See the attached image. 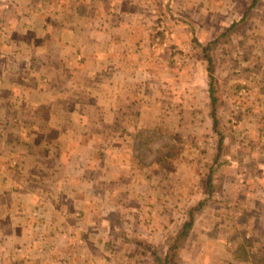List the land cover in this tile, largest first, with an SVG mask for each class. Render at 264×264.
I'll return each instance as SVG.
<instances>
[{
    "label": "crops",
    "instance_id": "crops-1",
    "mask_svg": "<svg viewBox=\"0 0 264 264\" xmlns=\"http://www.w3.org/2000/svg\"><path fill=\"white\" fill-rule=\"evenodd\" d=\"M243 1L0 0V264H155L167 252L168 175L137 147L151 129L202 122L184 117L183 81L207 64L202 47L249 20L232 49L261 64L246 78L264 113V0L245 20ZM232 123L246 130L230 137L239 164L196 214L180 264H264V115Z\"/></svg>",
    "mask_w": 264,
    "mask_h": 264
},
{
    "label": "rangeland",
    "instance_id": "rangeland-1",
    "mask_svg": "<svg viewBox=\"0 0 264 264\" xmlns=\"http://www.w3.org/2000/svg\"><path fill=\"white\" fill-rule=\"evenodd\" d=\"M261 4H263L264 11V2H261ZM243 5L247 8L250 5V0L243 1ZM257 9L258 7L254 9L251 18L255 15V10ZM250 23L253 25L249 20L243 26L237 27L229 35L222 38L211 52L214 58V84L219 99L217 116L220 121V129L226 135L224 149L221 152L218 151V135L215 133L214 128L212 129L214 124L209 115L211 109L208 92L209 73L205 61V63L198 64L196 62L195 65H192L191 68L194 75H191L190 80L183 81L181 88L183 102L178 103L182 104L185 110L188 111L187 115H184L185 118H188V116L200 117L202 122L197 123V126L185 123V128L157 127L156 129H151L150 143L137 147L139 155L142 156L144 153L146 167L150 165L152 172L165 171L168 175V200L171 203V208L168 210L170 215L167 231L169 241L174 238L181 226L179 223L183 217H187L189 210L197 208L200 202L206 201L207 204V201L211 199L212 196L208 197L205 193L206 181L214 159L218 155L220 159L214 166L215 189L212 195L218 196L226 192L223 188L224 171L233 164H239L233 160L238 159L240 152L239 148L231 149L230 137L232 134H236L235 140L240 142L243 133L246 132L245 129H242L241 134L236 130V133L231 132L229 128L231 125L233 126L232 122L236 123L234 125L236 127L239 123L243 125L246 122L252 123L258 120L260 115H264L262 109L258 107L259 101L262 100L257 93L259 82L246 78L249 73H255L257 72L256 70L261 71V64L251 66L252 69L245 61H240L238 49H232L239 47L240 37L245 32H248L247 27H249ZM199 52L202 53L200 57L203 56L202 49ZM203 60H205L204 57ZM198 61L200 60L198 59ZM184 66L175 68L181 71ZM175 86L174 84L168 85V89H173ZM177 88H180L179 82ZM171 92L169 90V93ZM241 92L243 93L242 95ZM196 93H200V101L204 103L199 114L196 111L198 98ZM174 100V97H168L169 104H175ZM168 117H170V113ZM207 122L210 123V128L207 127ZM237 135H239L238 139ZM243 154H246V152L244 151ZM140 163L143 164L142 161ZM217 192L218 194H216ZM175 217L177 218L174 220ZM153 247L155 249L158 248L156 246ZM160 248L161 246L159 250ZM159 250H156V252L159 253ZM183 257L179 253V257L175 261L176 264H180Z\"/></svg>",
    "mask_w": 264,
    "mask_h": 264
},
{
    "label": "trees",
    "instance_id": "trees-1",
    "mask_svg": "<svg viewBox=\"0 0 264 264\" xmlns=\"http://www.w3.org/2000/svg\"><path fill=\"white\" fill-rule=\"evenodd\" d=\"M257 2L258 1L254 0L251 6L247 8L246 14L243 20H245L248 14L256 7ZM234 25L235 24L232 25L233 28L235 27ZM227 35L228 33L226 32L225 34H222L215 41L210 42L208 45L202 47L203 55L207 61V71L209 73L208 92H209L210 106H211L209 115L214 124L215 133H217L218 135L219 142H218L217 148L219 152H221L225 147L226 135L220 129V121L217 116V108L219 105V99L217 97L216 87L214 84V81H215L213 78L214 58L211 52L214 49V47L220 42V40L226 37ZM219 159H220L219 155L215 157L213 165L210 168V171L207 176L205 193L208 197L212 196L214 189H215V185H214L215 167L214 166L216 165ZM204 205H206V201L200 202L197 208L195 209L192 208L189 210L186 220L182 223L177 233L174 235V238L172 239V241H170L169 248L164 255L161 256L153 252L152 257H153L155 264H174L175 263V260L177 259L180 250L183 248L184 243L190 231L193 228L196 214L204 207Z\"/></svg>",
    "mask_w": 264,
    "mask_h": 264
},
{
    "label": "built area",
    "instance_id": "built-area-1",
    "mask_svg": "<svg viewBox=\"0 0 264 264\" xmlns=\"http://www.w3.org/2000/svg\"><path fill=\"white\" fill-rule=\"evenodd\" d=\"M156 39L154 41V45L155 47H161V50H164V49H167V48H170L169 47V41L171 39V33L170 31L168 30V28L165 26L164 23H160L158 24V28L156 30ZM187 60V58L183 55L180 59V61L183 63ZM181 63V64H182ZM179 64V65H181ZM244 93H246V91H244ZM243 93L241 92V95Z\"/></svg>",
    "mask_w": 264,
    "mask_h": 264
}]
</instances>
